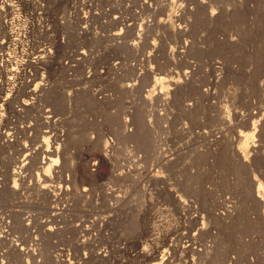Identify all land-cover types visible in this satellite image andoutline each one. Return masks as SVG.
Listing matches in <instances>:
<instances>
[{"label": "rangeland", "instance_id": "374dc122", "mask_svg": "<svg viewBox=\"0 0 264 264\" xmlns=\"http://www.w3.org/2000/svg\"><path fill=\"white\" fill-rule=\"evenodd\" d=\"M0 114V264H264V0H9Z\"/></svg>", "mask_w": 264, "mask_h": 264}, {"label": "bare ground", "instance_id": "6f19581e", "mask_svg": "<svg viewBox=\"0 0 264 264\" xmlns=\"http://www.w3.org/2000/svg\"><path fill=\"white\" fill-rule=\"evenodd\" d=\"M9 0H0V10L1 9H3V6L8 2ZM10 33V32H9ZM115 34H119V32H114ZM11 34V33H10ZM12 35V34H11ZM14 39V38H13ZM4 42V41H3ZM51 45V43L49 42V43H44L43 45ZM6 47V46H5ZM4 47V48H5ZM16 47V46H15ZM33 49V48H32ZM3 50V49H2ZM22 50V49H21ZM24 50V49H23ZM6 51V50H5ZM38 51V50H37ZM24 52V51H23ZM22 53V52H21ZM26 53V52H25ZM36 53V52H35ZM33 54V53H32ZM52 54V49L51 48H47L46 46L43 48V49H41V51L39 52L38 51V53L34 56V58L32 59V61L30 62V66H31V63L32 64H34L35 66L36 65H39V64H41L42 62H44L45 60V58H48L49 57V55H51ZM7 55V54H6ZM24 55V54H23ZM34 55V54H33ZM1 56H3V55H1ZM28 56V55H27ZM29 57H31L30 55H29ZM28 60H30V59H28ZM28 60H27V62H28ZM8 61H10V59L8 60ZM5 62V61H4ZM26 62V63H27ZM45 63V62H44ZM7 64H9V63H7ZM16 64V63H15ZM28 64V63H27ZM10 65V64H9ZM8 65V66H9ZM29 65V64H28ZM41 65H43V64H41ZM6 66V65H5ZM20 66V65H19ZM16 67H17V65H16ZM32 67V66H31ZM38 67V66H37ZM24 68V67H23ZM42 68V67H41ZM40 68V69H41ZM7 69V68H6ZM11 70H10V72H14V71H16V72H19V71H17V68H15V67H12V68H10ZM36 69V68H35ZM23 70V69H22ZM34 70V69H33ZM2 71V70H1ZM4 71V70H3ZM21 71V70H20ZM24 71V70H23ZM35 71V70H34ZM39 71H41V70H39ZM39 71H38V74H36V76H34V77H28L29 76V74H27L26 72V74H24V77L21 79V80H19L18 82H16L14 79H12V80H14V81H12V89L13 88H18L19 90H21V91H23L24 89V92L26 93L25 95L27 96V97H29V98H36V97H38V96H40L43 92H44V90L45 89H47L48 88V82H47V77L45 76V75H43V74H41L40 76H37V75H39ZM8 73H9V71H7ZM4 73V72H3ZM185 73V72H184ZM9 74H11V73H9ZM30 74H32V73H30ZM4 75V74H3ZM7 75V74H6ZM20 75L21 76H23L21 73H20ZM33 75H35L34 73H33ZM11 76V75H10ZM10 76H8L9 78H11ZM39 77V78H38ZM176 77V76H175ZM174 76H172V78H169V82L172 84V83H175V86H176V84L177 83H179V82H181V76H180V78H175ZM8 78V79H9ZM17 78V77H16ZM159 79H161V78H163V77H158ZM165 78V77H164ZM6 79V78H5ZM7 79V80H8ZM39 79V80H38ZM37 80V81H36ZM2 81V80H1ZM33 81H35V82H33ZM169 83V84H170ZM25 84H26V86H25ZM128 85H130V84H128ZM25 87V88H24ZM172 87V86H171ZM174 87V86H173ZM6 88V87H5ZM8 88H10L9 86H8ZM11 88L10 89H8V90H10L11 91ZM163 89V88H162ZM164 90V89H163ZM163 90H161V93H159V96L161 95V97H162V95L163 94H165V95H167L168 94V92L166 93L165 92V90L163 91ZM14 91V90H13ZM20 91V92H21ZM169 91H170V89H169ZM20 92H17V94H19ZM23 92V93H24ZM15 94V93H14ZM16 94V95H17ZM164 96V95H163ZM167 97H169V95L167 96ZM6 101V100H5ZM21 105V104H20ZM25 105H27V102H23L22 103V106H25ZM191 106V105H190ZM3 110V109H2ZM20 110H21V108H20ZM0 115H2V114H0ZM52 117V114L50 113V114H48L46 117ZM225 119V118H224ZM3 124V123H2ZM2 126V125H1ZM28 127H31V124H29L26 128H28ZM254 129H252L250 132H246V133H242V134H244L245 135V139L243 140V143H242V145L243 146H246L247 144H248V142H249V139L251 138V136L252 135H254V131H253ZM2 132V131H1ZM244 132V131H243ZM4 135L5 136H9V132L8 131H5L4 132ZM29 135L30 136H32V131L30 130L29 131ZM47 142H48V140H47ZM46 142V143H47ZM46 148L48 151H51V152H58L59 151V148H60V143H58L56 146H55V149L52 147V145L51 144H45L44 142H43V144L41 145V151H43V148ZM52 150H51V149ZM27 154H25L23 157H22V159L20 160L21 162H20V164H18L17 166H16V168H15V170H14V176L16 177V175L18 176V178L19 177H24L25 176V168H26V163H28V161H29V159L30 158H32V157H34L33 156V154L35 153V151L32 153V152H30V151H28V152H26ZM48 159L50 160V159H52L54 162H57L58 161V157L56 156V157H48ZM43 162H47V161H43ZM49 164H48V166H46V168H45V171H46V173H50L49 172ZM17 177L16 178H14V183L16 184V179H18ZM14 184V187H16L17 188V184L15 185ZM260 186H261V184L259 185V188H260ZM183 199H185V198H183ZM182 198H180V200H181V202H182V205L184 206V204H186V203H184V201H186V199L185 200H183ZM208 211H209V209H208ZM209 213V212H208ZM212 213V212H211ZM210 213V214H211ZM213 213H215V212H213ZM196 220H198V219H196ZM203 222V221H202ZM194 223V222H193ZM192 223V224H193ZM204 223V222H203ZM9 224V223H8ZM11 224H9V226H10ZM207 225V224H206ZM8 226V225H7ZM197 226V225H196ZM12 227V226H11ZM48 228H50V227H48ZM52 228V227H51ZM205 228V227H204ZM203 229V228H202ZM201 229V230H202ZM200 230V229H199ZM4 231H6V230H4ZM188 232V231H187ZM186 234V233H185ZM187 236H189V237H191L190 235H188L187 234ZM182 238H183V236H182ZM188 239V238H187ZM191 239H192V237H191ZM191 239L189 238L188 239V242H190L191 241ZM184 240V239H183ZM186 240V239H185ZM13 241H15V239H12V242ZM188 242H187V244L185 243V244H183L182 245V251L184 252V253H187V252H189V251H191V247H190V243L188 244ZM35 245V244H34ZM12 247L14 248V249H16L17 251H21L22 253L21 254H24L25 253V251H26V248H24V247H22V246H19L18 245V243H14L13 245H12ZM159 247V246H158ZM30 250H32V251H34L35 252V250H36V247L35 246H33L32 248H30ZM167 250H163V251H159V249L157 248V251H156V253L157 254H153L152 255V258H155V257H159L160 256V260H158L157 262H155V263H153V264H168L169 262H170V256H168V254H167ZM161 254V255H160ZM1 255V254H0ZM22 256H20V258H21ZM4 262V261H3Z\"/></svg>", "mask_w": 264, "mask_h": 264}]
</instances>
